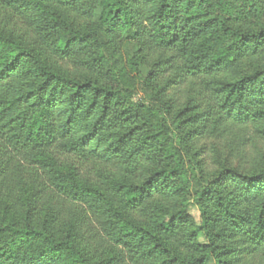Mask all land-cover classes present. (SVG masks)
I'll use <instances>...</instances> for the list:
<instances>
[{"label":"trees","instance_id":"1","mask_svg":"<svg viewBox=\"0 0 264 264\" xmlns=\"http://www.w3.org/2000/svg\"><path fill=\"white\" fill-rule=\"evenodd\" d=\"M230 125L264 142V0H0V264H264Z\"/></svg>","mask_w":264,"mask_h":264},{"label":"rangeland","instance_id":"2","mask_svg":"<svg viewBox=\"0 0 264 264\" xmlns=\"http://www.w3.org/2000/svg\"><path fill=\"white\" fill-rule=\"evenodd\" d=\"M130 46L121 45L123 55L130 54ZM135 101H145L147 97L141 90L134 97ZM216 148L221 155L225 156L233 153L232 164L240 166L242 169L250 168L254 162H264V142L257 139L251 129L235 125L228 126L221 139L214 141ZM188 214L198 223L199 214L194 205L188 207ZM256 263V261L254 262Z\"/></svg>","mask_w":264,"mask_h":264}]
</instances>
